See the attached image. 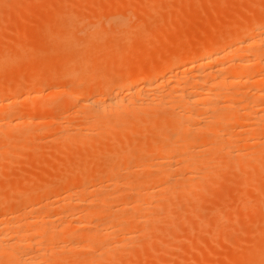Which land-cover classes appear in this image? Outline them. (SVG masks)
Masks as SVG:
<instances>
[{
	"label": "rangeland",
	"instance_id": "rangeland-1",
	"mask_svg": "<svg viewBox=\"0 0 264 264\" xmlns=\"http://www.w3.org/2000/svg\"><path fill=\"white\" fill-rule=\"evenodd\" d=\"M4 1L1 2V0H0V57H1L0 58V120H1L0 123H2L3 121H7V120L8 121L14 120L13 121L14 123L18 122V120L20 122L21 121L24 122L23 121L24 119H26V120L28 119L27 121H25V123L28 122L29 124H28V126L24 124L26 126V128H23V126H24L23 125L20 128L21 132L19 131V128L9 127V126L4 127V128L9 129V130L6 129L5 130L6 132H4V130H3L4 128L2 129V131H0V164H1L0 169H2V170H0V217L1 218H7L10 214H11L10 216H13L14 213L16 212L15 210H17L19 208L25 209V207H27L28 212H32L33 206L35 204L36 205L34 206V208L36 207V209H34V210L38 211V209L40 207L44 209V206L42 205L44 202L41 201V199H40L41 197L38 196L39 194L37 193V191H39V190L41 191L44 188H51L50 191L51 190H53V191H51V192L49 191V196H51L50 200L51 199L55 200L57 198L58 193L63 191L62 190L63 186L65 184H67V183H65V180H67L66 182H68V183H70L71 181H74L73 187H74V190H76V195H75V193L73 195H75V196L80 195V193H82L83 189L85 188L84 186L86 184L87 185L89 184V187L93 186V183L96 181V180L94 181L95 177L100 176L102 178L101 181H104L103 184L104 183H105V185H106V183L109 184L108 181L105 180L106 174L103 173L104 165H105V163H107V161L110 159V157H112L114 159V157L117 158L120 155V152L117 151L119 148L118 142H116V141H114V143H113V141L108 142V144H110V143L115 144V142L117 143V144H115V147H118V148H113V146L111 144L108 145L107 142H101L100 145L98 143L97 144L98 146H96L97 142L94 141L93 143H95V144L93 147L89 145L90 146L89 148H91V150H90L88 148L87 143L84 144V145H86L84 148V145H82V144L81 145L83 147L81 145L78 146L80 143L79 144H76V143L73 144L72 143L73 145L72 144H64L60 140H58V138L60 136L59 134H62L64 131H66V132L69 130L72 131L75 128H78V125L81 126V124H84V123H82V121H84L83 117L85 115V112H86V114L88 113L87 111L90 112V109L85 111L86 109L83 107L77 108L75 105L76 104L75 100L80 99V98L83 99V98L87 97V95L85 96L86 93H89V95H91V97H92V95L95 96V94H91L90 92L93 93V91H97L98 89H100V90L109 89L111 87H114L116 84H119L120 82H121V84L126 83L125 82L126 79L136 78L137 76H139V74L148 72L149 68L163 67L164 63L170 64L171 63L170 58H172L171 54H173V53H179L181 51L180 53L183 54L182 52H184L185 50H190V48H191V50L197 51L198 52L197 54H200V52L203 51L201 48L203 46H204L203 53H205V45H207L208 41L210 42L212 39H214V40L217 39V37L219 36L218 35L219 33H220V36L221 35L223 36V35L229 34V31H230V34H231V31L233 33V30H234V32H236V31L238 32L239 29H242L241 32H243L246 30V28H245V30H243L244 24L249 23L248 24V27H249L250 25H252V21L255 22L253 24H256V22H257V25H259V24L261 25V23H264V21H263L264 20V18H263V16H264V0H235V1L234 0H113V1L112 0H60V1L59 0H6V2H4ZM114 1H115V3H113ZM94 2H96V3H94ZM231 2H233V3H231ZM238 3H240L241 5L239 6ZM104 4L107 6H105ZM3 5H5V6H3ZM111 6L113 7L112 9H111ZM246 6H249V8H251L252 10ZM256 7H257V9H256ZM214 8H216V9H214ZM105 9H106V11H105ZM110 9H111V11H110ZM27 10H28V12H26ZM35 10H37V11H35ZM249 10H251V11H249ZM254 10H255V12H254ZM221 11H223V13ZM158 12H159V14H158ZM93 13H94V15H93ZM22 14H23V16H22ZM157 14H158V16H157ZM164 14H165V16H164ZM198 14H199V16H198ZM42 15H43V17H42ZM33 16H34V18H33ZM101 16H102V18H101ZM116 16L118 19L119 18L120 19L116 20V18H115ZM113 17L115 18V19H113L114 21L111 20ZM100 18H101V21L99 20ZM255 19L257 21H255ZM89 20H92V21H89ZM96 21L97 22L100 21L99 27H101V30L103 29L106 32H104L103 30H102L103 32L99 31L100 28L97 26L99 22L97 23ZM102 21H104V22H102ZM109 21H111V22H109ZM240 21H242V22H240ZM88 22H90V23H88ZM94 22L97 23L96 26H94L95 25ZM116 22L117 23L119 22L118 26H117ZM238 22H240V25ZM122 23H123V25H122ZM126 23L127 24L129 23L130 25L125 26L124 24H126ZM111 24H112V27L115 28L114 31L111 27ZM119 24L122 26L119 27L120 26ZM72 25H74L75 28ZM75 25H77V26H75ZM84 25H86L88 28L85 27ZM89 25H91V26L93 25V27H91V26L89 27ZM134 25H136V26H134ZM241 25H243V27ZM104 26H106V27L108 26L107 27L108 29ZM234 26H236V27H234ZM95 27H96L97 31L95 30ZM109 27L112 31L109 29ZM117 27L120 29H126V33L125 32L122 33V31L119 30ZM225 27H226V29H225ZM238 27H239V29H238ZM76 28H77V30H76ZM89 28H91V30ZM92 28H93V30H92ZM74 29L76 31H74ZM81 29H83V30H81ZM160 29L163 32H161ZM163 29H165V30H163ZM223 29H224V31H223ZM235 29H236V31H235ZM107 30H109V31H107ZM86 31H87V33H86ZM94 31H96V32L93 33ZM59 32H61V33H59ZM89 32H92V33L89 34ZM198 32H200V33H198ZM156 33L158 36L155 37ZM214 34H215V36H214ZM86 35H88V36H86ZM152 35H153V37H152ZM244 35H246V34L244 33ZM99 37H100V40H98ZM135 37H138V39ZM76 39L80 40L79 43H78V40L76 41ZM162 39H163V41H162ZM218 39H219V37H218ZM44 42H46V43H44ZM82 42H83V44H82ZM93 42H95V43H93ZM79 44H80V46H83V47L82 48L79 47ZM114 44H116V45H114ZM85 45H87L88 47ZM165 45H166V47H165ZM49 46H50V48H49ZM92 46H95V47H93V49H92ZM172 46H173V48H172ZM183 46H184V48H183ZM187 46L190 48L187 49L188 48ZM72 47H73V51H71ZM148 47H149V49H148ZM178 47H180V48H178ZM116 48L118 49V51H116L117 50ZM195 48H196V50H194ZM81 49H82V51H81ZM90 49H92V50L90 51ZM111 49H112V51H111ZM197 49L198 50L201 49V50L198 51ZM74 50H76V52ZM84 50H86V51H84ZM126 50H127V52H126ZM174 50H175V52H174ZM177 50H178V52H177ZM78 51H80V53ZM87 51H90L91 53L90 52L86 53ZM186 52H188V51H186ZM83 53H86V54H83ZM117 53H119V54H117ZM72 54H74V55H72ZM87 54H91L89 56L90 59H89V57L85 58V56ZM93 54H95V55H93ZM123 54H124V56H123ZM69 55H70V57H69ZM72 57H74L73 62H72V59H73ZM93 57L95 58V61L93 60ZM108 57H109V59H108ZM129 57H130V59H129ZM165 57L167 58V60H164V59H166ZM83 58H84V61H83ZM135 58H136V60H135ZM88 59L91 61L89 62ZM199 60H200V57H199ZM128 62H129V64H127ZM131 64H132V67L130 66ZM161 64L163 66H160ZM64 65L67 67H65ZM75 65H77L79 67H77ZM176 65L177 66L179 65V66L177 67ZM176 65L174 64L175 68L172 67V68H174L172 71L175 73L177 71H179L180 68H182L184 64L176 63ZM74 69H75V71H74ZM132 69H134V70H132ZM65 70H66V72H65ZM88 70H89V72H87ZM131 70H132V72H131ZM85 71H86V73L84 74ZM139 71H141V72H139ZM87 73H89V74L87 75ZM124 73H125V75H124ZM69 77H70V79H71V77H74L75 82H74L73 78H72V80L68 79ZM19 79H21L22 83ZM107 86L109 88H107ZM100 90H98V91H100ZM248 90L249 89H247L246 91H248ZM33 92H34V94H33ZM76 95H77V97H76ZM8 97H10V98H8ZM73 98H75V100ZM18 99H19V102L18 101L15 102V100H18ZM258 99H260V98H258ZM11 100L14 103H12ZM7 101H10L12 104H9V106L6 105V107H5L4 104L7 103ZM258 101H259V104L261 105L262 98ZM2 104L4 105L5 108L3 107ZM24 104H25V106H24ZM1 105H2L3 109L1 107ZM32 105L33 106L38 105V107H36V106H34V107L39 108V106H41V108L44 107L45 109H44V111L37 109L38 112L41 113L40 115L38 114L37 111H36V113L31 112V115H30L29 114L30 111L28 112V109L30 110V107ZM34 107H33V109L35 111ZM19 117H20V119H19ZM6 118H8V119H6ZM59 122L62 123V126L65 125L66 128L63 126V128H64L63 129L62 126H60L61 124ZM250 122H251V120L249 121V123ZM245 123L243 124V126L245 125V127H246L248 124V120H246ZM74 125L77 127H75ZM249 125L247 126L248 128H249ZM59 126H60V128H59ZM71 126H73V127H71ZM247 127H246V129L248 130ZM80 128H79V130L78 129L77 130L80 131L81 129L82 130L86 129L84 127H82L81 129ZM239 128H238V130H239ZM246 129L244 128V130H246ZM22 130H24L25 132L28 131L29 135L28 134L26 135L24 133V131H22ZM86 130L84 132H88V130L87 131ZM249 131H243L242 130L240 134H243L242 132H244V134L241 137H244V138H246V136L249 137L250 135H249V133H247ZM7 132H10L11 134L10 133L8 134ZM72 132H76V131L74 130ZM250 132L253 133V131H250ZM261 134L262 133H260V135ZM5 135H6V138H5ZM254 135L251 138L252 142L253 141L255 142V143L253 142L254 144L252 143L253 146H250L249 148L245 147L247 149L243 148L245 152L247 150L246 153H248V152H250L249 154H251L252 152L255 153V154L252 153L250 155V159H252L251 156L253 157V159L251 161L250 160L247 161V163L249 162V164L246 163L247 159L242 160L241 158H239L240 161H237V160H239V159H237L238 157L236 158V162H233V159L230 157L231 153H229V152H232V149L234 147L229 146V147H233L230 149L231 151H229V149H227L228 154H229V158L232 159V160H229L230 161L229 164L236 163L235 166L238 168H236L234 165H232L233 167H231V165H229V166H226L227 168L222 166L223 168L221 167V169L217 171L216 169H213L212 166L216 165L217 164L216 162L221 160L219 157L221 155L216 156L217 158L219 157L218 160H217V158L214 159V157H213V159H211L212 157H210L209 160L207 159L208 161L206 160L208 167H205V171L204 170H197L198 173L191 172V174H193V176L195 175L197 177L196 180L199 183L202 181V184H199L197 182L199 184V186H198V184H196L195 186H197V187L190 190L188 188L189 186L187 184H185V182H184V181H187L186 183H189L190 179H189V181L188 180L183 181L182 180L183 178H182V179H180L181 180L180 189L179 190L177 189V191L180 193H178L177 191H174V192L169 191L168 197H166L167 192H166V195H165V193H162V195L160 194V196H158L159 195L158 194L157 195L158 197L156 196V198L159 200V201H154V203L157 205V207L159 208V206H160L159 204L163 203V205L160 206L161 209L159 208V210H157V211L155 210L157 208L155 205L154 207H156V208L153 209L154 210L153 213L154 212L155 213L154 214L149 213L150 215H152L151 217L150 216L142 217L143 216L142 215L141 216L142 218H141V217H139L141 214L138 215L139 212H136L137 214L136 213H134V214H136L139 218L134 215L135 218H137V219H135V218H133V214H132L131 218H133V220L131 221V218H130V222L133 225L135 223H137V225H139V228L143 227L144 230L142 228H140V229H142L141 231L142 232L144 231V232L142 233L140 231L142 233L141 238H140V236L136 235L139 231H137V233H135V235L138 238H140V239L137 238L136 239L137 241L135 240L136 237L133 235L134 233L130 232L131 235H133L134 237H130V238H132V240L130 242H128L130 240V238H129V240L125 241L123 243L124 246H120V247H122L123 251L121 250L120 253L119 252L118 253L116 252V254L114 253L113 254L114 258H113V256L111 257V255H110L108 258H105V259L101 258L102 260L99 258L100 259L99 260L98 259V257H99L98 253L95 254L97 252V251H95V247L96 246L99 247L98 245L100 244V242H98L90 248H88L89 245L86 244L87 247L83 248V250L81 249L82 251L79 248H77L75 250V254L74 253L72 255L68 254L69 256L70 255L72 256V257L71 256L69 257V260H68V258H66L67 256L65 257V255H63L67 252L63 251L65 253L62 252V255L66 258V259L63 258V260L64 259L68 260V262L66 264H69V263L70 264H87V263H89V264H128V263L129 264H155V263L156 264H170V263L171 264H235L236 262H237L236 264H254L253 263L254 255H252V254L253 253L256 254L257 251L259 252V250L255 251V249H257V248L263 249L264 248V241H263L264 238L260 239V241L262 240L261 242L258 241L259 238H262V236L264 235V206H263L264 205V173H263L264 172V154H263L264 151H262L263 150L262 148H264V145H263L264 142L261 141L262 138L264 137V135L262 134L263 137H261L262 135L261 136L260 135L254 136ZM257 137H258L257 140H253V138L256 139ZM263 140H264V138H263ZM21 141H23V142H21ZM92 141L93 140H91V142ZM31 142L33 143V145H31L32 144ZM93 143H90V144H93ZM102 143H103V145H102ZM105 144H107V145H105ZM249 144L251 145V141L249 142ZM101 146L102 147H105V146L111 147V150H112L111 156H109L107 158V156L104 155L106 158V159H104V156H102L103 154L102 155H101V153L98 154V148ZM144 147H145V149L146 148L148 149V145H145V146L142 145V146H140V148L137 149V151L139 150L138 152H140V154L146 153L147 149H146V151H144L145 150ZM58 148L65 150V151L60 150L61 152L59 153ZM68 148L69 149L71 148V149L69 150ZM72 148H74V150L76 149V151L72 150ZM80 148H82V149H80ZM86 148L89 151L85 150ZM95 148H97V149H95ZM79 149L81 151H79ZM134 149H136V148H134ZM240 149H239V147H237V149H235V151L236 150L239 151ZM252 149H254L255 151ZM44 150H45V152H43ZM225 150L226 149H224L223 151L221 150L222 155L225 154V153H223V152H225ZM257 150H258V153H257ZM259 150L261 151V153ZM53 151L56 154V155L54 154L55 157H53ZM71 151H72V153H71ZM83 151H85L84 153L87 154L88 157H87V155L85 156L84 153H80ZM227 151H226V153H227ZM235 151H234V153L232 152L234 154V156H235ZM64 152H68V153H64ZM69 154H74L72 156L73 157L76 156L75 159L71 158L72 156ZM89 154L92 156H90ZM233 154H231V155L233 156ZM67 155H69V156H67ZM96 155H97V158H96ZM209 155H208V157H209ZM260 155H262V156L259 157ZM60 156H62V157L60 158ZM63 156H64V158L67 156L66 157L67 160L64 159ZM84 156L87 157L86 160H85ZM93 156H95V157H93ZM204 156L205 155H200V157H204ZM206 156H207V154H206ZM225 156H228V155L225 154ZM225 156L223 155V157H225ZM49 157L53 162H51L50 159H47ZM131 157H132V159L129 156V161L127 160L128 162L125 161L124 163L127 164L130 162L131 163L137 162L136 157H133V156H131ZM223 157H222V159H223ZM235 157H233V158L235 159ZM89 158H90V160H89ZM205 158H207V157H205ZM227 158L228 157H226V159ZM20 159H21V161H20ZM23 159H24V161H23ZM91 159L93 162H90ZM226 159L225 160L223 159V160L226 161ZM41 160H43V161H41ZM64 160H66V161H64ZM87 160L89 161V164L88 163L86 164V162H88ZM95 160L96 161L98 160V163ZM3 161L5 163H3ZM67 161H68V163H67ZM54 162H55V164H54ZM95 162H96V164H95ZM221 162L220 163L218 162V165L221 164ZM237 162H238V164H237ZM7 163L11 167L8 166ZM77 164L78 165L80 164V166H78ZM222 165H226V164L222 163ZM7 168H9V169H7ZM80 168H82L83 170ZM72 169H73V172H71ZM76 169H78V170H76ZM222 169H223V171H222ZM35 170H37V173ZM51 171L52 172L54 171V173L56 175L54 173H52ZM64 171H66V172H64ZM77 172L78 173L81 172V173L77 174ZM19 173H21L22 175H20ZM63 173L65 176L63 175ZM75 173L77 174V176ZM71 174L73 175L74 179H75V177H77L76 180L72 179ZM102 174L104 176H102ZM191 174L188 177H190ZM69 175H71V177ZM94 175H95V177H94ZM262 175H263V177H260ZM82 176H83V178L84 177H86V178L83 179V178H81ZM148 176H149V174H148ZM142 178L143 177H140V179H142ZM147 178L151 179L152 176L150 175ZM147 178H145V179H147ZM186 178L187 177H184V179H186ZM127 179H129V178L127 177ZM130 179H132V178H130ZM133 179H135V176ZM194 179H195V177H194ZM62 181H63V183H62ZM82 183H83V185H81ZM103 184L101 183V186ZM33 186H34V188H32ZM52 186L56 190L59 189L58 187H60V186L61 187H60L59 191L57 190V192L54 193L55 189H53ZM103 187H104V185H103ZM183 187H184V189H183ZM201 187H202V189H200ZM92 188L94 189V186ZM92 188L90 190H93ZM129 189L130 188L127 186H125L123 188L121 187L120 190L116 192L117 193V195H116L115 191L114 190H112V191L108 190L107 185H106L105 188L101 191L102 192L107 191L106 196L111 198V199L114 196L115 197L118 196L119 199H120V196H122V199H126L127 197L130 198V196L133 197V193L136 192V191H133V189H130V190ZM254 190H255V192H254ZM79 191H80V193H79ZM108 192H110V193H108ZM111 192L113 194H115L113 197L109 195V194H111ZM248 192H249V194H248ZM33 193L38 194V195L34 194V200L29 203L28 198L31 197ZM256 194H257V196H256ZM135 195L136 194H134V196ZM53 196H54V198H53ZM174 196H176V198ZM97 197H99L98 194H97ZM173 198L175 199L176 202L173 200ZM222 198H223V200H222ZM111 199H109V200H111ZM117 201H115L116 205H114V206L118 205L117 203H119V202H117ZM182 201H183V203H182ZM215 201H217V202H215ZM246 202H248L249 204ZM111 203H113V202H111ZM165 203H167L166 206H165ZM96 204H97L96 206L98 207L99 203L96 202ZM109 204H108V208L110 207V211L116 210L118 208V207H115V209H114V206L110 204L112 206L111 207ZM113 204H115V203H113ZM120 204H122V203H120ZM201 204H202V206H201ZM246 204H247V206H246ZM87 205L88 204H86L85 206H87ZM163 206H165V207H163ZM30 207H31V209H30ZM151 207L154 208L153 206H150V208ZM41 208H40V210H42ZM163 208H165V209H163ZM105 209L107 210V208H105ZM151 210L152 209H150V211ZM108 212H109V210H108ZM7 213H8V215H7ZM107 214H106V218L108 216ZM2 215H5V216H2ZM92 218H91V220H94V218L93 219ZM96 218H95V220H96ZM100 218L98 217V219L100 220V223L96 222L97 225L103 224L102 223L103 221L101 222L102 218L101 219ZM105 219L103 218L102 220H105ZM203 219H204V221H203ZM91 220L88 222L85 220L86 223L85 222L84 223L88 224L86 226L84 224H82V226L84 225L83 227L88 228V226H89V228H91L88 230H87V228H85L86 232L92 230L93 229L92 227L95 226V225L94 226L91 225V224L95 223V220L92 222H91ZM80 228H79V230L78 229L77 230L81 233L84 232L85 229L83 228L80 230ZM77 230H75V231H77ZM145 231H147V232H145ZM79 232H77V233H79ZM10 235H11V233H10ZM80 235H81L80 233H79V235H76V239L79 238L80 240L78 239V242L79 241L83 242L82 237H81L82 235L81 236ZM110 236L115 237L113 235H110ZM258 236H259V238H258ZM110 239L114 240V238H110ZM146 240H148V241L146 242ZM105 241H103V242H105ZM107 242H108V240H107ZM43 243L45 244L46 242L44 241ZM84 243H87V242H84ZM200 246H202V248ZM255 246H257V247H255ZM80 248H82V247H80ZM253 248H255V249H253ZM136 249H138V250H136ZM149 249H150V251H149ZM26 250H28L27 247H26ZM78 250H79V252H78ZM245 250H247V251L243 252ZM252 250H254L256 253ZM261 251H264V250H261ZM237 254L238 255L240 254L241 257H239ZM244 254H245V256L247 255V257H249L248 254L250 256L252 255L253 260L251 259V257L250 258L243 257ZM260 254H261V252H260ZM95 255H97L96 256L97 258H95ZM119 257H121V258H119ZM235 257L236 258L239 257L238 258L239 261ZM83 259H84V261H83ZM235 259H236V261H235ZM65 260H64V262H65ZM98 260L100 263L97 262ZM105 260L108 262H106ZM101 261H104V262L102 263ZM254 262H256V260Z\"/></svg>",
	"mask_w": 264,
	"mask_h": 264
},
{
	"label": "bare ground",
	"instance_id": "bare-ground-1",
	"mask_svg": "<svg viewBox=\"0 0 264 264\" xmlns=\"http://www.w3.org/2000/svg\"><path fill=\"white\" fill-rule=\"evenodd\" d=\"M3 1L4 0H1V2H3ZM4 2H6V0ZM94 3H96V2H94ZM113 3H115V1ZM231 3H233V2H231ZM238 4H239V6L241 5L240 3H238ZM3 6H5V5H3ZM105 6H107V5H105ZM246 7L249 8V6H246ZM112 8L113 7L111 6V9ZM111 9H110V11H111ZM214 9H216V8H214ZM249 9H251V8H249ZM256 9H257V7H256ZM251 10H249V11H251ZM35 11H37V10H35ZM105 11H106V9H105ZM26 12H28V10ZM221 12L223 13V11H221ZM254 12H255V10H254ZM158 14H159V12H158ZM158 14H157V16H158ZM93 15H94V13H93ZM22 16H23V14H22ZM164 16H165V14H164ZM198 16H199V14H198ZM42 17H43V15H42ZM33 18H34V16H33ZM101 18H102V16H101ZM101 18L99 19L100 21H101ZM115 18H116V20L120 19V18L118 19L117 16ZM115 18L113 17L112 19L111 18L110 19L112 21H114L113 19H115ZM263 18H264V16H263ZM89 21H92V20H89ZM100 21H98L99 23L96 21L98 23V25H97L98 27H99ZM255 21H257V20L255 19ZM102 22H104V21H102ZM109 22H111V21H109ZM240 22H242V21H240ZM240 22H238L239 25H240ZM88 23H90V22H88ZM97 23L94 22V24H95L94 26H96ZM118 23H117V26H118ZM253 23H255V22L252 21V25H250L249 27H248L249 23L244 24L243 30H245V28H246V30L243 32H241L242 29H239V27H238V29H239L238 32L235 29L236 32H234V30H233V33L231 31V34H230V31H229V34L225 33L226 35H223V36L222 35L220 36V33H219L218 34L219 39H218V37L215 40L212 39L210 42L208 41L207 45H205V53H203L204 46L201 47L203 50V51H201L202 53L200 52V54H197L198 52L191 50V48L188 47L189 46L188 45L187 49L190 48V50H185L184 51L185 53L182 52L183 54H181L180 53L181 51H180L179 53L171 54L172 58H170V61H171L170 64H165L164 63L165 61H164L163 62L164 66L162 64L160 65L163 67L149 68L148 72L141 73V74H139V76H137L136 78H133V79L132 78H128V79L125 78L126 83L121 84V82H120L119 84H116L114 87H111V88H109L110 86L108 85L109 87L107 86V88H109V89H104V90L98 89L100 91L97 90L98 92L97 91H93V93L90 92L91 94H95V96L92 95V97H91V95H89V93H86L85 96L87 95V97L84 96L85 98H83V99L80 98V99L75 100V98H73L76 101L75 105L77 108L83 107L86 109L85 111L90 109V112L87 111L88 112L87 114L85 112V115L83 117L84 121H82V123H84V124H81V126L78 125V128L74 129L76 132H72L74 130H72V131L69 130L67 132L64 131L65 133L63 132L62 134H59L60 136H59L58 140H60L64 144H72V143L73 144H75V143L79 144L80 143L78 146H80L81 144L84 145L87 143L88 148L90 146H92V147L94 146V144H95V143H93L94 141L97 142L96 146H98L97 145L98 143L100 145L101 142H107V144H108V142H112V141H113V143H114V141L118 142L119 148L115 147V144H117L116 142H115V144H113V143L112 144L110 143V144L113 146V148H118L117 151L120 152V155L117 158L114 157V159L112 157H110V159L107 161V163H105V165L103 164L104 170H105V171L103 170V173L106 174L105 180L108 181V183H109V184L106 183L107 188H108V190H111V191L114 190L116 193L117 191L120 190L121 187L123 188V187L127 186L136 192L133 193V197L130 196V198L127 197L126 199H122V196H120V199H119L118 196L115 197L114 196L115 194H113L111 192V194H109V195L112 197L114 196L112 198L113 199L112 200L111 198L106 196L107 191H104V192L101 191L106 186L105 183L103 184L104 181H101L102 178L100 176L95 177V175H94V177H95L94 181L96 180L93 183L94 189L92 188L93 186L89 187V184L88 185L86 184L84 186L85 188L83 189L82 193H80V191H79L80 195H77L78 197L75 196L76 190H74V187H73L74 181H71L70 183H68V182H66L67 180H65V183H67V184H65L63 186V189L61 188L63 191L58 193L57 198L55 197L56 198L55 200L54 199L50 200L51 196H49V191L51 188H44L41 191L39 190L40 192L37 191V193L39 195L33 193L32 196L28 198L29 199L28 202L30 203L34 200V194L38 195L39 197H41L40 198L41 201L44 202L42 204L44 206V209L40 207L42 210H40V208L39 209L37 208L38 211L34 210V209H36V207L34 208V206L36 205L35 204L33 206V211L31 210L32 212H28L27 207H25V209L19 208V209L15 210L16 212L14 213L13 216H10L11 215L10 214L7 218H1L0 217V264H66L69 260V257L73 253L75 254V250L77 248H79L80 250L81 249L83 250V248L87 247L86 244H88L89 245L88 248H90L98 242H100V244L98 245L99 247H97V246L95 247V251H97L95 254L98 253V256H99L98 259L99 258L105 259V258H108L110 255L112 257L114 253L115 254H116V252L120 253V251L122 250V247H120V246H124L123 243L125 241L129 240L130 237L135 236L136 237L135 240H136L138 238L137 236H140V238H141V236H142L141 234L144 232V231L143 232L141 231L142 229L144 230L143 227H140V228H142V229H140L139 225H137V223H135L133 225L130 222V218H131L132 214H133V218H135V216L138 217L136 215L137 214L136 212H139L138 215L141 214L139 217H141L142 215H143L142 217H144V216H146V217L150 216L151 217L152 215H150L149 213L154 214L155 212L153 213V211H154L153 209H155L157 207V205L154 203V201H159L156 198V196L158 194H159L158 196H160V194L162 195V193H165V195H166V192H167L166 197H168L169 191L174 192V191H177V189L179 190L180 186H181V180L180 179H182V178H183L182 179L183 181L184 180L189 181V179H190V182H189L190 184L186 183L187 181H184L185 184H187L189 186V187L188 186L187 187L190 190L197 187L195 185L198 184L199 182L196 180L197 177L195 175L193 176V174H191V172L198 173L197 170H204L205 171V167H208V164L206 163L207 159L209 160L210 157H212L211 159H213V157L215 159V158H217L216 156H219V155H221L222 157H223V155L225 156V154L228 155V156L223 157L224 160L226 159V157H228L226 159V161H224L222 159V157L219 156L221 160L218 162L220 163L222 160L224 162L222 161L221 164H219V165H218V162H216L217 164L215 163L216 165L212 166L213 169H216L217 171L220 170L222 166L223 167H226L229 165H231V167H233L232 165L235 166L236 163L229 164L230 163L229 160L233 159V162H236L237 157H238L237 159H239V158H241L242 160L247 159L246 163L249 160L251 161L253 159V157L251 156L252 159H250V155L253 152L251 151L252 152L251 154H249L250 152L246 153L247 150L245 152L243 148H245V147L249 148L250 146H253V144L255 142L253 141L254 142L253 143L251 138L254 134H255L254 136H258V135H260V133H262L264 135V112H263L264 111V23H261V25L260 24L257 25V22H256V24H253ZM122 25H123V23H122ZM122 25H120L119 27H121ZM124 25L126 26V25H130V24L126 23ZM72 26L74 27V25H72ZM75 26H77V25H75ZM84 26L87 27L86 25H84ZM90 26L91 25H89V27ZM134 26H136V25H134ZM241 26L243 27V25H241ZM91 27H93V25ZM104 27H106V26H104ZM111 27H112V24H111ZM234 27H236V26H234ZM99 28H100L99 31L103 30V29L101 30V27H99ZM89 29L91 30V28H89ZM109 29H110V27H109ZM112 29L114 31L115 28L112 27ZM118 29L121 30L122 33H124V32L126 33V29H120V28H118ZM225 29H226V27H225ZM76 30H77V28H76ZM76 30L74 29V31H76ZM81 30H83V29H81ZM92 30H93V28H92ZM95 30H96V27H95ZM163 30H165V29H163ZM87 31H86V33H87ZM96 31H94L93 33H95ZM107 31H109V30H107ZM160 31L163 32L161 29H160ZM223 31H224V29H223ZM104 32H106V31H104ZM59 33H61V32H59ZM90 33H92V32H89V34ZM198 33H200V32H198ZM244 33L246 35H244ZM86 36H88V35H86ZM156 36H158L157 33H156L155 37ZM214 36H215V34H214ZM152 37H153V35H152ZM135 38L138 39V37H135ZM77 40L79 43L80 40L76 39V41ZM98 40H100V37ZM162 41H163V39H162ZM44 43H46V42H44ZM93 43H95V42H93ZM82 44H83V42H82ZM114 45H116V44H114ZM85 46H87V45H85ZM73 47H72L71 51H73ZM79 47L82 48L83 46H80V44H79ZM93 47H95V46H92V49H93ZM165 47H166V45H165ZM180 47H178V48H180ZM49 48H50V46H49ZM172 48H173V46H172ZM183 48H184V46H183ZM92 49H90V51ZM148 49H149V47H148ZM127 50H126V52H127ZM175 50H174V52H175ZM194 50H196V48ZM200 50H198V51H200ZM74 51L76 52V50H74ZM81 51H82V49H81ZM84 51H86V50H84ZM90 51H87L86 53H88ZM111 51H112V49H111ZM116 51H118V49ZM186 51H188V52H186ZM78 52L80 53V51H78ZM177 52H178V50H177ZM86 53H83V54H86ZM119 53H117V54H119ZM196 54L200 57V60ZM72 55H74V54H72ZM87 55L85 56V58L89 57L91 54H87ZM93 55H95V54H93ZM123 56H124V54H123ZM69 57H70V55H69ZM94 57H93V60L95 61ZM72 58L71 59L73 62L74 57H72ZM89 59H90V57H89ZM108 59H109V57H108ZM129 59H130V57H129ZM135 60H136V58H135ZM164 60H167V58ZM83 61H84V58H83ZM90 61L91 60H89V62ZM176 63L184 64V65L182 68H180L179 71H177L175 73L172 70L175 68L174 64L176 65ZM127 64H129V62ZM75 66H77V65H75ZM130 66L132 67V64ZM65 67H67V66H65ZM77 67H79V66H77ZM172 67H174V68H172ZM132 70H134V69H132ZM132 70H131V72H132ZM74 71H75V69H74ZM65 72H66V70H65ZM87 72H89V70ZM139 72H141V71H139ZM85 73H86V71L84 72V74ZM88 74L89 73H87V75ZM124 75H125V73H124ZM72 78L74 80V77H71V79L69 77L68 79L72 80ZM19 80L21 81V79H19ZM74 82H75V80H74ZM21 83H22V81H21ZM247 89H249V90L246 91ZM33 94H34V92H33ZM76 97H77V95H76ZM8 98H10V97H8ZM258 98H260V99L262 98L261 105L259 104L258 100H260V99H258ZM17 101L19 102V99L15 100V102H17ZM11 102H12V100H11ZM11 102L10 101H7V103L4 102L5 107H6V105L9 106V104L14 103V102H12V103ZM2 105H1V107H2ZM4 105H3V107H4ZM24 106H25V104H24ZM34 106H36V105H34ZM34 106L32 105L30 107V110L28 109V112L30 111L29 112L30 115H31V112L32 113L33 112L36 113V111L38 112L37 109H39L41 111L42 110L44 111V109H45L44 107L41 108V106H39V108H36V107H38V105L36 107H34ZM3 107H2V109H3ZM33 107L35 108V111H34ZM38 114L40 115L41 113L38 112ZM6 119H8V118H6ZM19 119H20V117H19ZM27 120L24 119L23 120L24 122H22V121L20 122L18 120V122H16V123L13 122L14 120L13 121H10V120L9 121L8 120L3 121L2 123H0V131H2V129L5 126L6 127L9 126V127L19 128V131L21 132L20 128L24 124L28 126L29 123L28 122L25 123V121H27ZM246 120H248L247 126L250 124L249 128L246 126L248 128V130L246 129L245 125L243 126V124L245 123ZM250 120H251V122L249 123ZM60 124H61L60 126H62V123H60ZM25 125L23 126V128H26ZM60 126H59V128H60ZM63 126L66 128L65 125H63ZM63 126H62V128H63ZM71 127H73V126H71ZM75 127H77V126H75ZM80 127L86 128L88 130V132H84L86 129L82 130ZM243 127L246 130H244ZM79 128L81 129L80 131H78ZM238 128H239V130H238ZM6 129H8V128L3 129L4 132H6L5 131ZM241 129L243 131H249V130L253 131L254 134L249 131V132H247L250 135L249 137H247V136H246V138L241 137L244 134V132H242L243 134H240L242 131ZM22 131H24V130H22ZM26 132L24 131V133L27 135L29 132L28 131H26ZM7 133L9 134L10 132H7ZM263 135L261 137H263ZM5 138H6V135H5ZM254 138H253V140L258 139V137L256 139H254ZM263 138L261 141L264 142ZM91 140H93V141L91 142ZM250 141H251V145L249 144ZM21 142H23V141H21ZM90 143H93V144H90ZM107 144H105V145H107ZM110 144H108V145H110ZM31 145H33V143ZM102 145H103V143H102ZM142 145H144V146L148 145V149L146 148L147 149L146 153L140 154V152H138L139 150L137 151V149L140 148V146H142ZM85 146L86 145H84V148H85ZM229 146H233L234 148L229 147ZM133 147L136 149H134ZM237 147H239V149L241 147L242 148L239 151L238 150L235 151V149H237ZM231 148H233L232 149L233 153L235 151V156H236L235 157L232 152H229V153L233 154V156L230 154V157L232 159L229 158V154L227 151V149H229V151H231L230 150ZM80 149H82V148H80ZM80 149H79V151H81ZM89 149L91 150V148H89ZM95 149H97V148H95ZM144 149H145V147H144ZM146 149L144 151H146ZM224 149H226L225 152H223L225 154L222 155L221 150L223 151ZM245 149H247V148H245ZM262 149H263L262 151H264V148H262ZM60 150H62V149H59V153L61 152ZM72 150H74V148H72ZM85 150H87V148ZM252 150H254V149H252ZM62 151H65V150H62ZM74 151H76V149ZM87 151H89V150H87ZM226 151H227V153H226ZM43 152H45V150ZM84 152L85 151L80 152V153H84ZM64 153H68V152H64ZM71 153H72V151H71ZM99 153H101V155L103 154L102 156L106 155L108 158L112 154L111 147H108V146L102 147L101 146L98 148V154ZM257 153H258V150H257ZM260 153H261V151H260ZM54 154H55V152L53 151V157H55ZM74 154H69V155L72 156ZM206 154H207V156H206ZM253 154H255V153H253ZM69 155H67V156H69ZM84 155L86 156L87 154L84 153ZM200 155H205V156L200 157ZM208 155H209V157H208ZM90 156H92V155H90ZM129 156L131 159H132L131 156L136 157L137 162L136 163L135 162L134 163H131V162L127 163L129 161ZM261 156L262 155H260L259 157H261ZM61 157L62 156H60V158ZM66 157L64 158V156H63V158L67 160ZM75 157L72 156L71 158L75 159ZM87 157H88V155H87ZM87 157H85V160ZM93 157H95V156H93ZM205 157H207V158H205ZM233 157H235V159ZM96 158H97V155H96ZM218 158H217V160H218ZM47 159H50V157ZM104 159H106L105 156H104ZM66 160H64V161H66ZM89 160H90V158H89ZM20 161H21V159H20ZM23 161H24V159H23ZM41 161H43V160H41ZM125 161H127L126 162L127 164L124 163ZM237 161H240V159ZM51 162H53V161L51 160ZM90 162H93L92 159ZM96 162L98 163V160ZM96 162H95V164H96ZM3 163H5V162L3 161ZM67 163H68V161H67ZM87 163L89 164V161L86 162V164ZM222 163L223 164L225 163L226 165H222ZM54 164H55V162H54ZM237 164H238V162H237ZM247 164H249V162ZM7 165L10 166L8 163H7ZM78 166H80V164ZM9 168H7V169H9ZM236 168H238V167H236ZM80 169H82V168H80ZM0 170H2V169H0ZM76 170H78V169H76ZM35 171L37 173V170H35ZM222 171H223V169H222ZM64 172H66V171H64ZM71 172H73V169ZM52 173H54V171ZM80 173L81 172H79V173L77 172V174H80ZM19 174L22 175L21 173H19ZM77 174H76V176H77ZM148 174H149V176L150 175L152 176L151 179L147 178V177H149ZM190 174H191V176L188 177ZM63 175H64V173H63ZM71 175H69V176L71 177ZM102 176H104V175L102 174ZM134 176H135V179H133ZM127 177L129 179H127ZM140 177H143V178L140 179ZM144 177L147 179H145ZM184 177H187L188 179L187 178L184 179ZM194 177H195V179H194ZM260 177H263V175ZM76 178L77 177H75V179H74L73 175H72V179L76 180ZM81 178H83V176ZM84 178H86V177H84ZM130 178H132V179H130ZM62 183H63V181H62ZM101 183L104 185V187H103V185L101 186ZM199 184H202V181ZM199 184H198V186H199ZM81 185H83V183ZM60 187H58V188L60 189ZM32 188H34V186ZM91 188L93 190H90ZM53 189H55V188L53 187ZM59 189H57V190L59 191ZM183 189H184V187H183ZM200 189H202V187ZM57 190L55 189L54 193H56ZM51 191H53V190H51ZM254 192H255V190H254ZM74 193H75V195H73ZM108 193H110V192H108ZM178 193H180V192H178ZM97 194L99 195V197H97ZM134 194H136V195L134 196ZM248 194H249V192H248ZM116 195H117V193H116ZM256 196H257V194H256ZM174 197L176 198V196H174ZM53 198H54V196H53ZM109 199H111V200H109ZM173 200L175 201L174 198H173ZM222 200H223V198H222ZM115 201L119 202V203H117L118 204L117 206H114V205H116ZM96 202L99 203L98 207L96 206L97 205ZM111 202H113L115 204H113ZM215 202H217V201H215ZM109 203L114 206V209H115V207H118V208L116 210L110 211V207L108 208ZM120 203H122V204H120ZM182 203H183V201H182ZM246 203H248V202H246ZM86 204H88V205L85 206ZM166 204L167 203H165V206H166ZM155 205H156V207H154ZM159 205L162 206L163 203L159 204ZM150 206H153L154 208H152V207L150 208ZM160 206H159V208H160ZM165 206H163V207H165ZM201 206H202V204H201ZM246 206H247V204H246ZM105 208H107V210ZM159 208L157 207L155 210L157 211V210H159ZM30 209H31V207H30ZM150 209H152V210L150 211ZM163 209H165V208H163ZM108 210H109V212H108ZM134 213H136V214H134ZM106 214L108 215L107 218H106ZM7 215H8V213H7ZM2 216H5V215H2ZM92 217L94 218V220L97 217L95 220V223L91 224L92 226H94V225L95 226L92 227L93 228L92 230L86 232L85 228H87V227H83V226L84 225L86 226L88 224H85L86 223L85 220L88 222L91 220ZM98 217L99 218L101 217L102 219L106 218L105 220H102L100 218L101 222L103 221L102 222L103 224L97 225V223H100V220L98 219ZM133 218H131V221L133 220ZM135 219H137V218H135ZM94 220H91V222ZM203 221H204V219H203ZM82 224H84V225L82 226ZM79 228H80V230L84 228L85 229L84 232H82V233L79 232L78 231ZM74 229L75 230L78 229V230L75 231ZM88 229H91V228H89V226H88L87 230ZM137 231H139V232L141 231L142 233L141 232L137 233ZM77 232H79L82 235V236L80 235L82 237V240H83V242L81 241L82 243L80 241L78 242L79 238L76 239V235H79V233H77ZM130 232L134 233L133 234L134 236L131 235ZM145 232H147V231H145ZM10 233H11V235H10ZM135 233H137L136 234L137 236L135 235ZM110 235H113L115 237H112ZM107 237L108 238L109 237L114 238V240H112L110 238H109L110 239L109 240ZM140 238H138V239H140ZM258 238H259V236H258ZM263 238H264V235L262 236V238H259L258 241L261 242L262 240L260 241V239H263ZM106 239L108 240V242ZM131 240H132V238H130V240L128 242H130ZM44 241L46 242L45 244L43 243ZM103 241H105V242H103ZM147 241L148 240H146V242ZM84 242H87V243H84ZM26 247L28 248V250H26ZM80 247H82V248H80ZM200 247L202 248V246H200ZM255 247H257V246H255ZM138 249H136V250H138ZM253 249H255V248H253ZM256 250H259V252L257 251L258 254L255 252ZM261 250H264V248L263 249L257 248V249H255V251L252 250L256 253V254H254V253L252 254V255H254V261L256 260V262L253 261L254 264H264V251H261ZM63 251H65L67 253H65ZM149 251H150V249H149ZM246 251L247 250H245L243 252H246ZM62 252L65 253L63 255H65V257L67 256L66 258H68V260H65L66 258L62 255ZM78 252H79V250H78ZM260 252H261V254H260ZM68 254H71V255L69 256ZM240 254L239 255L237 254V255L239 257H241L242 254L241 255ZM252 255L250 256L248 254L249 257H247V255L245 256V254H244L243 257H247V258L251 257V259L253 260ZM96 256L97 255H95V258H97ZM239 257H237V258L235 257V258L238 260ZM63 258H65L64 259L65 262H64ZM113 258H114V256H113ZM119 258H121V257H119ZM236 259H235V261H236ZM99 260L97 262H99ZM83 261H84V259H83ZM101 262L103 263L104 261H101ZM106 262H108V261H106ZM87 264H89V263H87Z\"/></svg>",
	"mask_w": 264,
	"mask_h": 264
}]
</instances>
